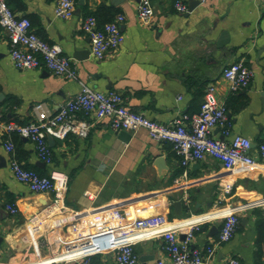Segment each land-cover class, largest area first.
Here are the masks:
<instances>
[{"label": "crops", "instance_id": "1", "mask_svg": "<svg viewBox=\"0 0 264 264\" xmlns=\"http://www.w3.org/2000/svg\"><path fill=\"white\" fill-rule=\"evenodd\" d=\"M7 1L16 14L29 18L41 39L59 45L77 71V78L70 79L44 67L14 68L8 35L0 28V93L4 95L0 110L7 120L28 123L35 117L36 103L56 112L83 83L102 92H119L130 110L169 124L182 113H198L212 84L217 99L226 105L229 130L226 136L224 127L216 126L212 136L228 141L233 135L248 137L252 142L249 152L256 157L258 144L264 142V0H150L154 14L149 24L137 18L139 0L118 4L74 0V13L67 19L54 16L57 0ZM176 1L187 9L193 3L195 7L180 13ZM117 14L124 16L120 24L124 40L116 51L97 60L90 54V38L82 22L94 15L101 26ZM234 61H242L252 73L249 86L238 91H231L221 76L222 69ZM11 97L17 100L13 106L8 105ZM78 119L90 124L88 135L53 138L48 142L53 161L44 167L35 165L39 160L29 140L0 132V205L14 203L18 209L15 215L0 213L1 263L32 259L34 235L29 218L43 216L53 197L81 213L129 205L140 216L166 209L172 220L264 197V172L259 169L238 166L228 171L220 161L205 157L186 167L187 178L175 185L184 168L169 143L153 140L144 128L128 132L130 137L124 141L110 128L108 119L82 113ZM7 139L14 143L13 155L4 147ZM12 156L39 174L51 175L55 192L35 193L14 179L9 166ZM157 157H162L163 165L155 162ZM226 182L231 183L229 193L221 190ZM186 195L188 205L183 202ZM176 200L181 201L180 214L172 206ZM252 206L239 214L238 228L227 242L215 244L222 221L205 223L195 232L192 246L214 245L205 264H223L231 258L242 264H264V205ZM212 227L216 230L210 232ZM134 250L139 264H172L159 238L140 241ZM93 259L99 264H116L109 253Z\"/></svg>", "mask_w": 264, "mask_h": 264}, {"label": "built area", "instance_id": "2", "mask_svg": "<svg viewBox=\"0 0 264 264\" xmlns=\"http://www.w3.org/2000/svg\"><path fill=\"white\" fill-rule=\"evenodd\" d=\"M175 9L184 13L187 12V5L176 1ZM74 10V0H57L54 16L67 19ZM153 14L150 0L138 1L136 15L141 23L149 24ZM123 20L122 14H117L101 26L94 15H88L83 20L81 28L90 38L92 57L104 59L120 47L124 40L120 30ZM0 28L8 35L9 57L14 68L44 67L54 75L77 78L71 58L63 54L59 45L41 39L32 30L29 18L16 14L7 0H0ZM221 76L231 91L247 88L252 79L251 70L242 61L228 63ZM215 92L216 87L210 84L198 113H182L178 119L163 124L130 110L121 93L112 90L102 92L81 83L79 92L66 100L56 112H51L43 103L34 104L35 117L26 124L4 120L0 110V132L15 133L29 140L37 159L49 165L53 154L47 138L64 139L70 133L86 137L90 124L78 119V114H93L98 119H108L114 131L134 132L144 128L153 140L169 143L184 168L174 180L175 185L187 178L186 167L205 157L220 161L228 171L241 166L264 172V142L258 144L254 157L249 152L252 142L248 137L233 135L228 141L212 136L216 126L224 127L223 135H229L227 108L224 102L217 99ZM4 147L11 155L14 154L12 140L7 139ZM9 166L14 179L26 184L30 191L55 192V180L51 175L39 174L24 167L14 156ZM221 190L229 193L231 183L221 184ZM183 202L189 204L187 195ZM252 205H264V197L253 203L215 206L205 213L172 220L167 217L166 209L152 210L148 215L140 216L129 205L81 213L66 208L58 197H53L44 207L43 216L33 214L29 218L34 235L32 259L14 264H91L93 256L106 253L112 254L116 264H139L134 246L140 241L155 238L161 239L162 249L172 264H205V260L213 255L214 245L204 249L192 246L195 232L205 223L222 221L215 244L227 242L238 228L239 214ZM1 211L15 215L18 209L14 203H5L0 205ZM180 235L184 238L180 239ZM223 264L242 263L237 258H231Z\"/></svg>", "mask_w": 264, "mask_h": 264}, {"label": "water", "instance_id": "3", "mask_svg": "<svg viewBox=\"0 0 264 264\" xmlns=\"http://www.w3.org/2000/svg\"><path fill=\"white\" fill-rule=\"evenodd\" d=\"M122 1H123V0H111V3H113V4H118V3L122 2ZM79 3H83V0H79ZM194 7H195L194 3H193V4H190V6L188 7L186 13L190 12ZM262 96H263V98H264V93H262ZM3 97H4L3 93H0V98H3ZM117 133H118V135H119L124 141L128 140L129 137H130V134L128 133V131H125V130H119V131H117ZM47 139H48V142H52V141H53V138H52L51 136H49ZM155 162H156V163L159 162V166L163 165V159H162V157H157V159H156ZM35 165H36L37 167H44V166H45V163H43L42 161H38V162L35 163ZM157 165H158V164H157ZM172 206H173V209H174L175 213H177V214H180V213H181V207H182V206H181V201H180V200H176V201H174V202L172 203ZM214 230H216V227H212V229L210 230V232H212V231H214ZM180 238L183 239V238H184V235H180ZM140 262H142V259H140ZM157 263H158V261H155V262L152 263V264H157ZM143 264H144V263H143Z\"/></svg>", "mask_w": 264, "mask_h": 264}, {"label": "trees", "instance_id": "4", "mask_svg": "<svg viewBox=\"0 0 264 264\" xmlns=\"http://www.w3.org/2000/svg\"><path fill=\"white\" fill-rule=\"evenodd\" d=\"M8 5H9V3H8ZM9 7L13 10V8L9 5ZM17 103V100L15 99V98H13V97H11V98H8V105H15ZM2 118L5 120H7V118H6V114L4 113V112H2ZM9 120V119H8ZM16 120V119H15ZM16 121H19V120H16ZM19 123V122H18ZM25 167V166H24ZM96 256V255H95ZM94 257V256H93ZM93 257L91 258V264H99V263H97V262H95L94 261V259H93Z\"/></svg>", "mask_w": 264, "mask_h": 264}, {"label": "bare ground", "instance_id": "5", "mask_svg": "<svg viewBox=\"0 0 264 264\" xmlns=\"http://www.w3.org/2000/svg\"><path fill=\"white\" fill-rule=\"evenodd\" d=\"M56 258H57V256H55ZM41 261H43V260H41Z\"/></svg>", "mask_w": 264, "mask_h": 264}]
</instances>
